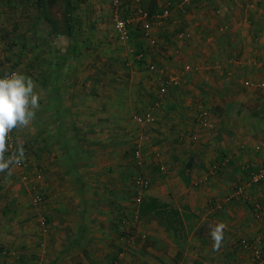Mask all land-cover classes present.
Returning <instances> with one entry per match:
<instances>
[{"label":"crops","instance_id":"0c3cea01","mask_svg":"<svg viewBox=\"0 0 264 264\" xmlns=\"http://www.w3.org/2000/svg\"><path fill=\"white\" fill-rule=\"evenodd\" d=\"M143 1H149V7L170 4L172 11L151 29L158 46L166 49L160 51L162 55L148 53L150 43L141 37L139 27L132 29L126 42L136 50H132L133 62L125 64L132 76L143 72L138 71L135 60L140 42L148 60L169 73H178L185 64L192 68L154 109L156 121L148 125L152 128L149 139L145 133L134 138L127 128L135 126L132 117L137 110L150 109L139 100L147 103V98L157 95L158 88L150 89L151 81L140 84L130 78L132 89L129 78L117 72L113 79H122L126 87L118 81L117 87L94 90L91 102L85 98V87L76 86L80 75L61 74L60 82L68 81L65 86L73 83L71 91L51 86L48 104L43 106L49 121L44 125L35 118L29 136L21 137L26 144L30 141L33 158L48 159L52 188L63 194L64 201L49 204V221H40L46 224L42 235L38 229L32 230L35 222L30 223V231L8 227L14 234L6 235L7 223L25 205L6 201L0 207V264H13L7 259L12 256L15 264H199L217 256L224 261L213 260V264H247L251 260L238 240L263 229L264 179L250 182L242 195L232 194L236 184L264 163V0ZM182 30L190 36L181 37ZM96 80L104 78L96 75ZM132 95L136 100L129 101ZM201 109L207 111L209 126L199 122ZM138 144L143 147L144 169L151 179L147 191L165 199L167 188L174 197L173 205L181 208L186 204L193 216L200 217L186 238L155 216L136 220L146 233L137 241L130 242L122 231L123 217L134 222L129 196L134 194L132 181L139 170L134 157ZM217 160L223 167L214 171L212 164ZM57 163L67 169L64 173L70 171L60 175L64 182L55 175ZM17 170L13 166L10 176L0 173V191L21 188V182L14 179ZM74 183L78 186H72ZM76 190L91 193L85 200H73ZM218 222L227 227L216 251L208 225ZM5 244L14 249L7 258L1 252ZM197 253L198 259L192 256Z\"/></svg>","mask_w":264,"mask_h":264},{"label":"rangeland","instance_id":"374dc122","mask_svg":"<svg viewBox=\"0 0 264 264\" xmlns=\"http://www.w3.org/2000/svg\"><path fill=\"white\" fill-rule=\"evenodd\" d=\"M133 1V0H132ZM156 2L158 0H155ZM134 2V1H133ZM132 2V4H133ZM131 3V2H130ZM149 1H143L142 5L144 7H149ZM60 3L55 5V11L57 15L60 14L61 10ZM134 5V4H133ZM131 6V4H130ZM158 6V5H157ZM150 8V7H149ZM160 8V7H156ZM72 16L74 18L75 24V31L71 38L66 41V37L64 39L63 46H65L66 50L63 53H66L65 57H59L56 51V44L54 43L52 36L49 33L48 27L42 21V18L39 15L40 9L38 6V0H0V72L10 73L12 71H20L25 73L26 75L30 76L36 83L35 91L40 96V110L36 111L35 118L40 119L42 124L46 125L49 121V116L47 109L44 110V104H48V91L51 86H58L59 89H66V92L71 91L72 84L69 86H65L68 84V81L60 82L62 80V75L70 74V72L77 73L80 75L78 76L79 80H76V86L81 84L86 91L87 96H85L86 100L89 101L94 97V90H109L113 87H117L118 81H121L120 84L126 87L125 82L121 79L116 81L117 79H113L117 76V72L120 74L124 73L123 75L125 78H129L127 81L128 87L132 86V79L136 78V80L141 84L144 83L143 81H148L150 85V89L153 91L158 88V79L155 76V72L153 70L148 69L146 65V69L144 66L142 68L138 67L137 74H134L136 77H133L131 72L129 71L130 68H127L125 64L127 61L131 63L134 60V52L132 51L135 48L130 49L132 46H129L128 43L117 36V33L114 28L113 23V7L111 4V0H73L72 4ZM135 26V25H134ZM141 31V30H140ZM142 35V33H141ZM60 43V42H59ZM60 43V44H62ZM150 49L148 53H162L160 51L166 50L164 47L161 46H154L150 45ZM135 47V45L133 46ZM70 48V52L68 49ZM136 48H138L136 46ZM136 50V49H135ZM136 57V55H135ZM120 59V61H119ZM149 61V60H148ZM151 61H154L151 59ZM136 62V61H135ZM119 63L120 67H119ZM78 65L81 66L78 67ZM74 68L76 71H74ZM131 75L128 76V72ZM154 73V75H153ZM148 74L153 77V80L148 78ZM35 75L38 76V79L35 78ZM97 76H102L104 80H96ZM149 75V76H150ZM186 75V74H185ZM0 76H3L0 74ZM65 76V75H64ZM68 77V76H66ZM85 78V80L83 79ZM37 80V81H36ZM81 80V81H80ZM66 88H64V87ZM142 86V85H141ZM155 86V89H154ZM55 88V87H54ZM133 89V86H132ZM136 94L133 91V95ZM129 96L134 101L136 98L134 96ZM62 101L63 96L61 95ZM142 99V98H141ZM139 100L140 103L143 105H147L148 107L152 105L151 98H147V103L143 100ZM74 100V97L71 98V101ZM93 99L91 100V102ZM138 102V103H139ZM60 103V101H59ZM137 103V102H136ZM61 104V103H60ZM141 104V105H142ZM135 105V104H134ZM146 106V107H147ZM43 110V111H41ZM132 122L135 123V126H131L127 128L128 132L132 133V136L135 138L139 133H145L146 138L152 137L149 133L152 124H138L135 119L132 117ZM133 125V123H132ZM137 129V131H136ZM126 130V129H125ZM126 130V131H127ZM154 130H157L154 128ZM30 127L27 129H14V144L10 148V150H14L17 146V142L23 144L25 149V160L28 165L25 167L29 171V176L23 173L22 165L17 166V174L14 176V179L18 182H21V188H14L10 191L1 190L0 191V207L9 200L14 201L17 200L21 202L22 205L21 212L18 215L12 216V219L9 220L11 223H7L6 230L3 232L7 234H14L13 229H9L8 227L13 226L12 228L19 229L22 228L24 231H30V223L35 222L34 224L36 227L33 226L32 230L38 229L42 235V231L44 230V226L46 224H41L40 221H49V204L53 205V201L61 202L64 201L63 194L59 193V190H53L52 180L53 178L49 176V170L47 168V164L49 161L48 159L40 160L38 157L33 158L31 156V143L27 141V144L24 142L23 137L21 136H29L30 134ZM152 131V128H151ZM150 135V136H149ZM139 138V136H138ZM9 153H6L8 155ZM135 157V156H134ZM138 159L135 158V163L138 164ZM54 163V162H52ZM68 166L71 162L67 163ZM53 165V164H52ZM56 165L59 166L55 172V175H58V179L63 181V175L66 174L64 172L67 171L66 168H61L60 163ZM145 165V161H144ZM144 168V166H143ZM67 172L66 176L69 175ZM76 174V173H75ZM61 175V176H60ZM65 176V177H66ZM132 180V178H131ZM134 181V178H133ZM132 183L134 184V182ZM64 182V181H63ZM65 183L70 184L67 180ZM61 185V184H60ZM19 186V185H18ZM62 186V185H61ZM69 186V185H68ZM72 186H78L74 183ZM148 188L143 191V197H145L149 193ZM165 191V199L169 201L171 204L174 202V197L171 195V190L167 189ZM73 194V200H85L89 197L91 191H78ZM39 193V194H38ZM73 192L67 193V196H71ZM41 198V201H37L38 195ZM135 190L134 194L130 193L129 200L130 206L135 211L134 222L131 219L129 223L125 224L120 223L122 231L124 234L130 228V224H136V220L141 221L142 218L149 219V216L144 217L139 214L138 208L139 204L135 199ZM66 199V198H65ZM163 199V198H162ZM66 201V200H65ZM68 203V202H66ZM31 209V210H30ZM194 215V214H193ZM30 216H33L30 217ZM31 218V219H30ZM124 218V217H123ZM122 218V219H123ZM126 218V216H125ZM200 217L193 216L189 219H186L185 225L182 229L178 230V233H182L181 236L187 237L192 229H194L195 224L198 223ZM21 224V225H20ZM137 225V224H136ZM138 226V225H137ZM205 226V225H204ZM202 226L200 229L206 230V227ZM35 228V229H34ZM43 228V229H42ZM127 228V229H126ZM46 229V228H45ZM140 230V229H139ZM45 232V231H44ZM239 241V240H238ZM2 242V240H1ZM15 242V241H14ZM13 242V243H14ZM203 242V245L206 241ZM3 244V243H2ZM10 244H12L10 242ZM239 245V244H238ZM11 247H14L11 245ZM44 250V244L41 246ZM243 249V248H242ZM14 249H10V247L5 244L1 247V252L4 258H7L11 254ZM247 258L251 257L250 252L246 249ZM6 255V256H5ZM200 254L197 253L196 255H192L197 259L200 257ZM205 255V254H204ZM199 256V257H198ZM10 261H13V256L10 258ZM204 259V258H203ZM251 259V258H250ZM224 261L223 257H214L211 259L210 262L206 260H200L199 264H213L214 261ZM213 261V262H212ZM197 264V263H196ZM223 264V263H221ZM247 264H253L252 259L247 261Z\"/></svg>","mask_w":264,"mask_h":264},{"label":"built area","instance_id":"2783aa9c","mask_svg":"<svg viewBox=\"0 0 264 264\" xmlns=\"http://www.w3.org/2000/svg\"><path fill=\"white\" fill-rule=\"evenodd\" d=\"M134 1V2H133ZM111 0L113 7V23L114 28L117 33V36L127 41L132 36V29L136 27L141 30V37L150 43V45L158 46V37L154 35L151 31L154 23L160 25L165 17H167L172 8L170 4L164 5L162 8H149L142 5V0ZM191 0H181L184 4L190 2ZM131 2V3H130ZM133 2V4H132ZM131 4V6H130ZM219 12V10H217ZM135 25V26H134ZM223 26L219 27V30H222ZM181 37L187 38L190 36L189 31L182 30L179 31ZM142 52L137 54V57L142 56ZM264 66V64H263ZM147 67L150 70L156 71L155 76L158 79V99L154 104L151 105L150 109L145 111L135 112L133 118L138 124H152L156 121L155 108L159 107L162 104L165 94L173 86H177L181 83L183 75L188 73L192 68L191 64H185L182 66L178 73H169L164 67L157 65L155 61H148ZM199 122L205 126H209L210 122L208 121L207 111L201 109L198 112ZM14 132L12 131L9 134V146H13L14 142ZM134 156L138 159V164L141 165L140 170L134 176V189L135 195L134 199L139 203L143 199V191L150 187L151 179L148 176V172L143 168L144 166V157H143V147L141 144H138L134 150ZM23 168V173L29 176V171L25 167L26 163H21ZM223 167V163L217 160L212 164L214 171H219ZM264 178V163L257 169L251 171L250 176L245 181H242L234 187V193L232 195H242L246 186L254 181L259 182ZM196 184V181H193ZM39 194V193H38ZM37 194V195H38ZM41 197V196H40ZM38 195L37 201H41V198ZM258 217H261L259 210H256ZM123 223H129L127 217L123 218ZM146 233L139 230V227L136 224H130V228L126 231V237L130 242L137 241L139 237H145ZM239 244L243 249H246L250 252L251 259L253 264H264V222L262 231L256 233L253 237H240Z\"/></svg>","mask_w":264,"mask_h":264},{"label":"clouds","instance_id":"9594fccd","mask_svg":"<svg viewBox=\"0 0 264 264\" xmlns=\"http://www.w3.org/2000/svg\"><path fill=\"white\" fill-rule=\"evenodd\" d=\"M35 89V81L23 72L12 71L0 76V173L10 176L13 166L21 165L25 159V149L20 142L10 152L9 134L14 129L29 128L34 121L40 108V96ZM208 227L213 249L218 251L227 225L218 222Z\"/></svg>","mask_w":264,"mask_h":264},{"label":"trees","instance_id":"16d2710c","mask_svg":"<svg viewBox=\"0 0 264 264\" xmlns=\"http://www.w3.org/2000/svg\"><path fill=\"white\" fill-rule=\"evenodd\" d=\"M58 3L62 4L59 15H57V12L55 11V6L50 7L47 3V0H38V6L40 9L39 15L42 18V21L48 27L49 33L52 36L54 43H58L56 44L57 55L59 57H65L67 55H65L66 53H63V51H65L66 48L63 46L62 42L64 41L65 37L66 41H68L75 31V21L71 10L73 0H61ZM145 50V45L140 42L137 52H142L143 54L141 57H137L136 55L135 60L137 61V66L139 68L144 66L146 69L148 57ZM68 52H70V48L68 49ZM0 74L4 75L3 72H0ZM157 99L158 93L153 99H151L152 104H154ZM138 111L140 110H137V112ZM23 162L28 165L25 159ZM137 166L140 170L141 165L137 164ZM138 211L140 215L144 217H157L162 223L166 224L167 228L172 230L173 233H178L177 231L184 227L186 219H189L191 215L193 217L191 209L188 205H182L180 208L154 194H148L143 197L139 204Z\"/></svg>","mask_w":264,"mask_h":264},{"label":"water","instance_id":"95a60500","mask_svg":"<svg viewBox=\"0 0 264 264\" xmlns=\"http://www.w3.org/2000/svg\"><path fill=\"white\" fill-rule=\"evenodd\" d=\"M61 0H47V3L50 7H54Z\"/></svg>","mask_w":264,"mask_h":264}]
</instances>
